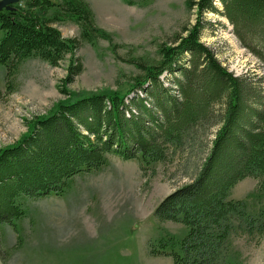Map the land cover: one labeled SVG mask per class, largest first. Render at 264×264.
Returning <instances> with one entry per match:
<instances>
[{
    "label": "trees",
    "instance_id": "1",
    "mask_svg": "<svg viewBox=\"0 0 264 264\" xmlns=\"http://www.w3.org/2000/svg\"><path fill=\"white\" fill-rule=\"evenodd\" d=\"M188 7L198 10L197 22L161 46L157 63L132 59L140 74L127 90L83 94L68 90L84 71L80 48L114 42L90 4L20 0L13 11H0V68L10 77L27 59L54 67L68 60L61 93L70 96L0 149V227L16 226L33 201L64 196L77 176L103 169L110 156L152 169L184 151L192 133L214 129L196 178L154 211L160 223L180 224L187 235L163 237L151 253L174 264H240L230 255L231 239L239 229L263 235L264 189L245 200L229 197L246 178L264 182V93L224 67L201 36L206 14L224 17L264 65V0H188ZM67 22L79 26V37H63L56 25Z\"/></svg>",
    "mask_w": 264,
    "mask_h": 264
},
{
    "label": "rangeland",
    "instance_id": "2",
    "mask_svg": "<svg viewBox=\"0 0 264 264\" xmlns=\"http://www.w3.org/2000/svg\"><path fill=\"white\" fill-rule=\"evenodd\" d=\"M85 1L97 26L114 42L102 40L80 48L77 56L84 71L68 87L74 94L127 90L140 74L132 59L157 63L161 46L199 19L188 0ZM203 21L207 25L201 42L224 67L264 93V65L240 41L230 21L213 13ZM56 27L64 38L79 37L75 23ZM68 66V60L54 67L31 58L10 77L8 69L0 68V149L18 142L34 118L68 101L70 96L61 93ZM210 132L214 129L192 133L184 151L171 153L152 169L110 156L103 169L77 176L64 196L31 202L16 226L0 227V264H174L172 258L151 252L163 237L182 240L187 230L180 224L160 223L154 211L168 195L196 178L211 147ZM259 188L264 189V182L246 178L233 188L229 199L245 200ZM256 206L260 205L254 204L253 209ZM230 250L240 264H264V233L257 230L250 237L239 229Z\"/></svg>",
    "mask_w": 264,
    "mask_h": 264
},
{
    "label": "water",
    "instance_id": "3",
    "mask_svg": "<svg viewBox=\"0 0 264 264\" xmlns=\"http://www.w3.org/2000/svg\"><path fill=\"white\" fill-rule=\"evenodd\" d=\"M20 0H1L0 1V11L6 9L8 11H13L14 5L18 4Z\"/></svg>",
    "mask_w": 264,
    "mask_h": 264
}]
</instances>
